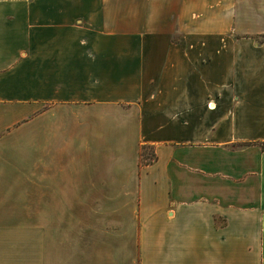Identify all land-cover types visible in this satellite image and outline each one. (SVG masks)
I'll return each mask as SVG.
<instances>
[{
    "label": "crops",
    "instance_id": "1",
    "mask_svg": "<svg viewBox=\"0 0 264 264\" xmlns=\"http://www.w3.org/2000/svg\"><path fill=\"white\" fill-rule=\"evenodd\" d=\"M0 264H264V0H0Z\"/></svg>",
    "mask_w": 264,
    "mask_h": 264
},
{
    "label": "rangeland",
    "instance_id": "2",
    "mask_svg": "<svg viewBox=\"0 0 264 264\" xmlns=\"http://www.w3.org/2000/svg\"><path fill=\"white\" fill-rule=\"evenodd\" d=\"M141 154L142 156L139 159L140 165L149 164L153 160V154L150 148L144 147Z\"/></svg>",
    "mask_w": 264,
    "mask_h": 264
},
{
    "label": "trees",
    "instance_id": "3",
    "mask_svg": "<svg viewBox=\"0 0 264 264\" xmlns=\"http://www.w3.org/2000/svg\"><path fill=\"white\" fill-rule=\"evenodd\" d=\"M142 150H143V148H142ZM140 156H142V154L140 155ZM153 156V159H154V155H152ZM146 165V164H145Z\"/></svg>",
    "mask_w": 264,
    "mask_h": 264
}]
</instances>
